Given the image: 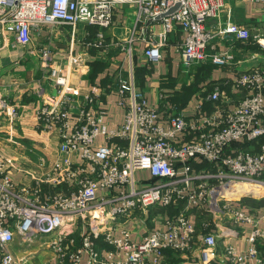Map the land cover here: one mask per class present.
Returning a JSON list of instances; mask_svg holds the SVG:
<instances>
[{
	"label": "built area",
	"instance_id": "2783aa9c",
	"mask_svg": "<svg viewBox=\"0 0 264 264\" xmlns=\"http://www.w3.org/2000/svg\"><path fill=\"white\" fill-rule=\"evenodd\" d=\"M244 1L261 3L264 11V0ZM226 4L227 0H0V41L13 39L26 47L33 32L44 25L89 24L100 29L94 45L104 47V31L114 24L118 8L132 5L136 11L130 36L114 42L125 48L130 63L136 40L146 43L143 56L154 64L162 61L169 35L181 30L185 37L179 48L185 67L197 63L228 67L235 62L237 39H248L251 32L231 19L220 20ZM157 23L161 29L154 28ZM254 40L264 51V34ZM222 41L225 49L219 48ZM41 54L46 71L61 86V95L37 104L34 117L42 131L57 133L59 150L67 156L36 185L19 189L8 173L10 159L0 152V264H23L11 249L17 237L27 243L55 232L60 237L51 245L54 264H109L98 250L93 229L86 231L84 224L78 246L65 229L80 220L130 217L155 205L180 209L164 221L165 228L152 230L139 242L131 239L127 229L121 237L113 230L105 232L111 245L107 259L123 254L118 264H159L166 249L191 251L198 237L192 212L198 209L209 215L213 225L199 237L204 244L203 264H264L258 245L264 239L260 227L264 208L251 209L241 196L226 195L241 183L264 190V142L258 151L253 146L264 137V66L237 75L232 93L239 99L234 105L230 103L236 96L216 87L207 95L211 109L200 94L193 113L187 114L176 107L163 113L160 106L150 104L146 90L137 86L132 63L118 87L125 120L109 128L108 110L98 107L97 89L79 99L65 87L66 77L57 76L60 71L52 65L51 50L43 49ZM9 107L0 98V114L16 115V109ZM100 137L105 143H98ZM238 142L248 145L234 146ZM74 154L78 161L73 160ZM144 170L153 180L141 185L137 174ZM43 184L58 189L43 195ZM245 224L253 226L246 249L224 241L245 236L237 228Z\"/></svg>",
	"mask_w": 264,
	"mask_h": 264
},
{
	"label": "crops",
	"instance_id": "0c3cea01",
	"mask_svg": "<svg viewBox=\"0 0 264 264\" xmlns=\"http://www.w3.org/2000/svg\"><path fill=\"white\" fill-rule=\"evenodd\" d=\"M135 11L132 5H122L118 8L114 24L104 31V47L94 45L100 29L89 24H78L74 27L44 25L37 32H33V40L26 47L15 44L13 39L5 44L0 41V98L9 103L10 111L15 108L17 112L13 117H8L6 113L0 114V152L10 159L8 173L19 189L36 185V182L46 175L52 174L55 164L67 156L59 150L57 133L42 131L34 117L33 108L37 104L57 100L61 95V86H58L55 77L46 71L41 54L43 49L51 50L52 65L60 71L57 76L66 77L65 87L75 92L79 99L97 89L98 107L108 110L105 121L109 128L117 127L125 120V109L119 104L118 87L121 75H128L132 63L135 67L137 86L146 90L150 104L160 106L163 113H168L171 108L176 107L183 108L187 114L193 113L198 95L204 97L205 107L211 109L207 95L213 89L220 87L229 93L236 92L233 82L240 72L253 66H264V54L256 48L259 46L254 40L257 35L264 34V11L261 3L227 0L220 20L231 19L245 25L251 32L248 39H237L235 62L228 67L211 63H197L185 67L179 48L185 37L181 30L169 35L167 45L163 48L162 61L154 64L147 62L143 56L146 43L136 40L133 60L130 63L125 48L114 42L129 38ZM154 28L161 29L162 25L157 23ZM226 45L222 41L219 48L225 49ZM238 99L239 96H236L230 106ZM98 143H105L103 137L98 139ZM72 158L74 161L79 160L75 154ZM137 176L141 185L149 184L153 180L146 170L139 171ZM57 189L54 185L43 184L42 194L47 195ZM260 191L262 189L249 193L255 196V193L259 194ZM245 195L241 198L243 197L244 203L248 202L246 204L249 208L258 211L264 208V199L260 197L263 193L257 197ZM179 209L180 207L155 205L146 211L136 210L130 217L117 216L116 220L110 217L80 220L71 229H65V232L68 233L67 236L75 239L78 246L81 244L85 224L86 231L92 232L93 229L96 232L95 242L102 258L109 260V264H118L123 261L124 256L119 254L107 259L106 251L111 245L105 240V232L113 230L117 237H121V231L127 229L131 239L139 242L152 230L165 228L164 221L175 216ZM192 213L198 234L194 248L191 251L166 249L159 264H203L200 254L204 244L199 237L213 225L208 214L198 209H193ZM260 227L264 230V221H260ZM237 228L245 231V236L227 237L224 241L246 249L247 235L253 230V226L245 224ZM59 237L60 233L55 232L30 239L27 243L17 237L11 249L17 258L23 259V264H54L56 254L51 245L53 240ZM258 245L264 255V239H260ZM221 247L220 243L219 248ZM36 255L43 257V260H34ZM83 264H86L85 261Z\"/></svg>",
	"mask_w": 264,
	"mask_h": 264
},
{
	"label": "bare ground",
	"instance_id": "6f19581e",
	"mask_svg": "<svg viewBox=\"0 0 264 264\" xmlns=\"http://www.w3.org/2000/svg\"><path fill=\"white\" fill-rule=\"evenodd\" d=\"M256 189H261V188L258 185L253 184V183H241V184H238L237 186H233L229 188L226 192V195L229 197L242 196ZM261 192L262 191H260V193Z\"/></svg>",
	"mask_w": 264,
	"mask_h": 264
},
{
	"label": "rangeland",
	"instance_id": "374dc122",
	"mask_svg": "<svg viewBox=\"0 0 264 264\" xmlns=\"http://www.w3.org/2000/svg\"><path fill=\"white\" fill-rule=\"evenodd\" d=\"M133 21H134V18H133V20H132V25H133ZM254 46V45H253ZM259 51L261 52V53H263L264 54V51H262L260 48H259ZM264 142V137L263 138H261V140H259V143H255L253 146H254V149L255 150H260L261 149V144ZM264 194V190L262 189V192L261 193H259V194H257V193H255L256 195V197L257 196H260V194ZM247 195H245V196H253V195H250V193L248 194V193H246ZM255 196H253V197H255ZM260 197H262L263 199H264V195L263 196H260ZM241 199H243V197L241 198ZM247 202V201H246ZM248 203V202H247ZM195 214H197V213H195ZM199 214V213H198ZM209 217V216H208ZM34 260L35 259H37L38 261H41V260H43V257H41L40 255H36L34 258H33Z\"/></svg>",
	"mask_w": 264,
	"mask_h": 264
},
{
	"label": "water",
	"instance_id": "95a60500",
	"mask_svg": "<svg viewBox=\"0 0 264 264\" xmlns=\"http://www.w3.org/2000/svg\"><path fill=\"white\" fill-rule=\"evenodd\" d=\"M178 7H179V5H177V6L173 7V8H171L166 14H171V13L174 12ZM166 14H164V15H166ZM164 15H162V16H164Z\"/></svg>",
	"mask_w": 264,
	"mask_h": 264
},
{
	"label": "trees",
	"instance_id": "16d2710c",
	"mask_svg": "<svg viewBox=\"0 0 264 264\" xmlns=\"http://www.w3.org/2000/svg\"><path fill=\"white\" fill-rule=\"evenodd\" d=\"M253 42H254V40H253ZM251 44H253L252 42H251ZM257 45V44H256ZM256 47V46H255ZM257 49H259L258 47H256ZM212 64V63H211ZM239 144L240 145H248V143H245V142H238V143H236L234 146H239Z\"/></svg>",
	"mask_w": 264,
	"mask_h": 264
}]
</instances>
